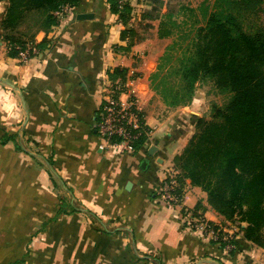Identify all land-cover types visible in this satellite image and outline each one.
<instances>
[{
  "label": "crops",
  "instance_id": "crops-1",
  "mask_svg": "<svg viewBox=\"0 0 264 264\" xmlns=\"http://www.w3.org/2000/svg\"><path fill=\"white\" fill-rule=\"evenodd\" d=\"M8 4L0 0V264H264V250L243 233L236 253L226 254L158 199L202 101L197 91L192 104L173 108L153 91L150 77L165 52L156 58L155 46L164 39L131 45L121 33L134 19L124 25L108 0H83L48 34L47 47L38 34L39 54L23 61L9 57L2 40ZM79 14L94 19L77 21ZM118 67L128 71L150 129L132 152L101 149L95 127ZM181 194L186 210L229 223L189 180Z\"/></svg>",
  "mask_w": 264,
  "mask_h": 264
},
{
  "label": "trees",
  "instance_id": "trees-1",
  "mask_svg": "<svg viewBox=\"0 0 264 264\" xmlns=\"http://www.w3.org/2000/svg\"><path fill=\"white\" fill-rule=\"evenodd\" d=\"M82 1L8 0L1 32L9 57L16 58L21 50L35 45L40 33L46 37L38 46L47 47L48 34L60 23L55 13L65 6L77 8ZM151 1L159 7L143 17L159 22V39L173 37L179 27L173 10L168 8L162 13L164 3ZM108 2L111 12L128 25L132 20L131 4ZM202 16L204 25L192 24L195 36L190 40V49L174 58L175 43L169 46L161 60L170 65L159 64L150 77L151 84L173 108L189 105L197 85L206 80H212L219 92L229 95L225 105L212 106L209 119L194 118V134L175 157L174 166L182 187L189 180L200 188L212 209L230 224L240 225L245 241L264 250V0H214L204 6ZM121 40L133 45L143 38L132 27L121 33ZM166 67L165 76L159 79ZM170 75L176 79L171 84L166 80ZM109 78L112 84H125L128 71L115 68ZM147 138L141 137L134 150L141 148ZM235 245L232 254L237 251L238 240ZM219 246L223 249L222 244Z\"/></svg>",
  "mask_w": 264,
  "mask_h": 264
},
{
  "label": "built area",
  "instance_id": "built-area-1",
  "mask_svg": "<svg viewBox=\"0 0 264 264\" xmlns=\"http://www.w3.org/2000/svg\"><path fill=\"white\" fill-rule=\"evenodd\" d=\"M122 4V2H120ZM72 8L62 7L55 16L70 15ZM39 54L35 45L19 52L23 61H28ZM130 81L125 84H109L104 96V103L97 115L95 127L98 136L103 140L101 149H120L134 151V145L141 137L148 136L150 129L146 124L140 100L131 86ZM176 169L169 171L158 193V199L164 205L180 209L183 214L184 224L188 231L204 240L215 244H222L226 254L236 250L235 242L239 239V224L221 225L206 219L194 210H186L182 206V190ZM245 225V224H244ZM243 225V226H244Z\"/></svg>",
  "mask_w": 264,
  "mask_h": 264
},
{
  "label": "rangeland",
  "instance_id": "rangeland-1",
  "mask_svg": "<svg viewBox=\"0 0 264 264\" xmlns=\"http://www.w3.org/2000/svg\"><path fill=\"white\" fill-rule=\"evenodd\" d=\"M164 3L162 13H166L168 8H171L170 10H173V18L175 21L179 23V27L175 29V35L173 37H170L168 39H164L163 43L161 45H156L155 46V57L157 58L158 54L156 52L158 51L157 49L163 50L165 49V52L167 51V48L169 46H172L173 43H175V51L172 52L174 58L181 55L182 51L184 49H190V40L195 36V31L194 27H192V24L196 25L197 27L200 25H204V19L202 16V9L204 6L207 5V3H213L214 0H161ZM135 2L140 3V7L136 6H131L134 10L137 8V11L132 12V20L134 19V28L137 29L138 35L140 38H143V40H152L156 41V36H157V27L159 22L158 21H152L150 18H145L143 15L144 13L153 11L155 8L159 7V5L154 4L151 0H135ZM124 2H122L123 4ZM128 3V2H126ZM130 3V2H129ZM131 4V3H130ZM160 9V8H159ZM67 15H62L59 17V21L63 18H65ZM151 28H149V27ZM24 28H22L23 30ZM158 37V36H157ZM166 47V48H165ZM163 53V55L165 54ZM162 55V56H163ZM161 56V57H162ZM161 57L158 60V64L162 65H170L169 61H162ZM173 58V59H174ZM176 67L178 65H175ZM167 72V67L164 69V71L161 73L160 78L161 79L163 76H165V73ZM167 82L170 84L174 82L175 76L170 75L166 77ZM160 80H158L159 82ZM152 85V84H151ZM153 87V86H152ZM163 91V87L161 89ZM154 91V89H153ZM202 91V101L200 104L196 105L194 108V111L196 114H193V118L195 117H205V118H210L212 114V106L213 105H218V106H223L226 104L228 101L229 95L226 93H221L219 90L215 88V85L212 80H206L200 84L197 85L196 91ZM156 95L161 98L159 99L158 97L154 98L156 101L159 99L163 101L162 96H160L156 91H154ZM166 95L168 97H171L169 93L166 92ZM195 96V95H194ZM139 98V97H138ZM140 100V99H139ZM193 100V99H192ZM154 101V100H153ZM192 102V101H191ZM192 104V103H191ZM162 112V111H160ZM163 114H166V111L164 109ZM196 123V122H195ZM174 125V122L173 124ZM195 126V125H194ZM195 130V127H194ZM194 134V133H193ZM193 136V135H192ZM186 182V181H185ZM181 184V183H180ZM185 185V183H184ZM183 188L181 186V190L183 192ZM228 225V224H227Z\"/></svg>",
  "mask_w": 264,
  "mask_h": 264
},
{
  "label": "water",
  "instance_id": "water-1",
  "mask_svg": "<svg viewBox=\"0 0 264 264\" xmlns=\"http://www.w3.org/2000/svg\"><path fill=\"white\" fill-rule=\"evenodd\" d=\"M92 19H94V15H93V14H79V15L77 16V21L92 20ZM154 150H155V149L152 148V149L150 150V153L153 154V151H154ZM130 187H131V184H128V189H130ZM244 226H245V225H244Z\"/></svg>",
  "mask_w": 264,
  "mask_h": 264
}]
</instances>
